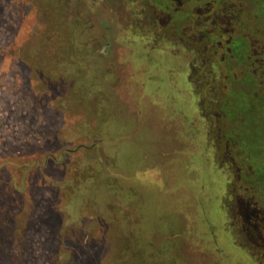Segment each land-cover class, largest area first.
Segmentation results:
<instances>
[{
    "label": "rangeland",
    "instance_id": "1",
    "mask_svg": "<svg viewBox=\"0 0 264 264\" xmlns=\"http://www.w3.org/2000/svg\"><path fill=\"white\" fill-rule=\"evenodd\" d=\"M137 4L0 0V264H259L222 160L227 140L264 189L257 106L134 23ZM203 100L239 137L225 118L220 145Z\"/></svg>",
    "mask_w": 264,
    "mask_h": 264
},
{
    "label": "flooded vegetation",
    "instance_id": "2",
    "mask_svg": "<svg viewBox=\"0 0 264 264\" xmlns=\"http://www.w3.org/2000/svg\"><path fill=\"white\" fill-rule=\"evenodd\" d=\"M133 1L136 4L138 3V20L136 19L134 23L137 22L140 25L147 16L145 17L141 13L142 0ZM188 2L185 0H169L167 7L173 6L175 10H182L176 15L177 25L186 14V11H189L191 19L189 29L192 36L198 32L200 38L204 35L201 32L200 24L206 23L207 29L211 31L217 26L220 29V32H213L215 35L211 43L206 41L207 50L205 53L196 52L195 46L191 52L187 51L186 47L181 46L183 50L192 54L194 62L191 66L194 67L196 63L201 62L199 68L205 69V74L211 76V78L213 77V80L217 79L219 73L221 81L227 89L228 80L231 81L232 79L235 82L241 81L239 85L251 86V92H241L242 102L245 104L247 111L250 112L257 106L258 111L255 114V121L259 123L262 127L260 129L264 131V27L261 26L264 19L262 23L259 22V16H264V13L259 12L260 10L264 12V1L190 0ZM250 2L252 5H250ZM147 27L152 28L149 27V24ZM259 32L263 35L259 36ZM161 34V37H165L166 33ZM238 70L241 73L240 76ZM255 87H259L260 92H256ZM241 90L243 91V89ZM239 134L236 133V136L239 137ZM220 143V145H223L222 142ZM224 144L225 158L222 160L236 166L238 182L244 190V193L240 191L235 196L237 197L236 204L232 203L230 206V212H233L234 209L236 220H239L238 230L241 238L238 237V234L237 237L240 238L243 245L245 244L244 241L248 240L246 243L251 245H244L248 248V255L258 260L259 264H264V204L263 206L259 205V201L264 203V189L260 190L261 187L256 181V176L249 173L250 167L245 164L247 160L242 157V152L237 153L240 157L235 159L233 156L235 151L233 146L230 145V141L226 140ZM262 158L263 160L260 159L262 162L257 158V163L258 166L264 168V156ZM245 183L246 187L244 186ZM258 195L259 199L257 200ZM249 225L254 228L255 234H248V231H250ZM246 234L249 238H246Z\"/></svg>",
    "mask_w": 264,
    "mask_h": 264
},
{
    "label": "trees",
    "instance_id": "3",
    "mask_svg": "<svg viewBox=\"0 0 264 264\" xmlns=\"http://www.w3.org/2000/svg\"><path fill=\"white\" fill-rule=\"evenodd\" d=\"M187 1V3H189L188 1L190 0H185ZM167 5H169V0H151V2H146L142 0V15L143 16H147L145 18V21L140 23V26L142 28H144L145 26L152 27V31H154V33L158 36L157 39H159V37L162 36L161 33H166L165 36L167 39H171L172 41H174L175 44L180 45V46H184L186 47L187 51H190L194 48V46L196 47V52L199 51L200 53H205L207 50V43H211V41H213L214 39V33L213 32H220L219 26H217L216 28L211 30L207 29V24H200V28H201V32L204 33V35L200 38V33L198 32L197 34H195L194 36H192L190 34V17L189 11H186V14L184 15V17L181 18V21L178 23L177 25V17L176 15L179 14V12H182L181 9L175 10L172 7H167ZM250 5L251 2H250ZM168 14V16L170 17L169 19L167 18L168 16H166ZM176 21V22H175ZM175 22V23H174ZM217 25V23H216ZM212 35V36H210ZM179 42V43H178ZM213 78V77H212ZM210 78V79H212ZM218 79V78H217ZM209 80V79H208ZM213 80V79H212ZM238 82V81H236ZM236 82L232 79L231 81L228 80V89L226 91H228L230 89V91L232 92V94H234L235 89H238V87H240V85H238L237 87H234ZM197 83V82H196ZM201 83V82H198ZM197 83V84H198ZM196 84V85H197ZM203 84V83H202ZM204 86V85H203ZM216 87V85H214ZM246 88H248V91H244L246 93L251 92L250 88L251 86H244ZM242 89V88H241ZM220 95L219 93H213L212 95ZM221 96V95H220ZM234 96L232 95V97H229V103L228 106L230 108H233L234 106V102L233 99ZM228 102V101H227ZM226 102V103H227ZM219 103V102H218ZM218 103L215 102H210V106H207V102H205L204 100L202 102H200L199 106H200V110L203 114V116L207 119H209L210 121V125L208 126V129H210V133L212 134L211 131L215 132L216 137H218L217 139H219V141L221 142L222 140V133L225 129L224 127V119L226 118V120L230 121V129L231 130L229 132L230 135H232L235 139L237 138L236 133L234 132V127L231 125L232 121L236 120V117H233L232 119L227 118L223 111L220 109V107H218ZM224 105V103H223ZM220 106V105H219ZM210 108H213L211 111ZM224 127V129H223ZM213 129V130H212ZM250 227V231H248V234H255V230L254 228H252L251 225H249ZM246 238H249L248 235L246 234ZM248 241V240H246ZM244 245H251L249 243H246Z\"/></svg>",
    "mask_w": 264,
    "mask_h": 264
}]
</instances>
